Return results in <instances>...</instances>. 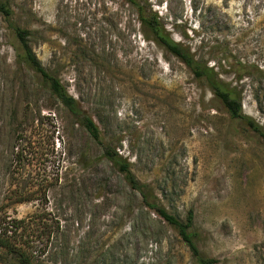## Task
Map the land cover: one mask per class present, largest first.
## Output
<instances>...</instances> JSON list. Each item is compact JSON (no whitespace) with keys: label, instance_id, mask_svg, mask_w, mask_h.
Masks as SVG:
<instances>
[{"label":"rangeland","instance_id":"374dc122","mask_svg":"<svg viewBox=\"0 0 264 264\" xmlns=\"http://www.w3.org/2000/svg\"><path fill=\"white\" fill-rule=\"evenodd\" d=\"M1 1L14 14L0 12V207L13 217H47L53 236L42 257L46 239L36 238L39 264H264V137L144 33L138 7ZM137 1L215 67L240 94L244 114L264 127V0ZM13 26L30 32L42 66L92 117L103 145L19 59ZM25 146L29 159L20 165L12 154ZM103 146L130 163L169 213L183 221L193 213L199 257ZM20 198L39 199L15 203Z\"/></svg>","mask_w":264,"mask_h":264},{"label":"trees","instance_id":"16d2710c","mask_svg":"<svg viewBox=\"0 0 264 264\" xmlns=\"http://www.w3.org/2000/svg\"><path fill=\"white\" fill-rule=\"evenodd\" d=\"M127 1L131 5L138 7L139 19L142 23L144 33L150 31L155 42L185 63L198 79H205L217 99L221 101L232 118L244 121L252 130L264 137V127L244 114L240 94L230 90L224 82L220 80L215 67L208 66L207 63L199 61L189 48H185L181 43L172 39L156 13L139 7L137 0ZM0 12L7 19L12 18L14 14L9 4L4 1L0 2ZM13 31L20 43V47L18 48L19 59L43 78L44 82L49 85L50 91L56 96L59 102L74 118L79 120L95 141L102 144L99 128L92 117L84 112L76 98L69 94L60 80L42 66L28 41L30 32L20 29L17 26H13ZM25 152L26 146L16 152L14 151L12 154L13 158L16 159L20 165L23 164L25 159H29ZM103 152L104 156L124 175L125 180L129 183L131 188L139 191L145 204L167 221L188 244L192 253L199 257L200 252L195 242V233L190 231L194 219L193 213H189L186 221L169 213L166 207L160 203L159 198L149 190V185L141 183L133 173L130 163L125 160L115 148L103 146ZM30 163L32 164V162H28L27 164ZM39 189L43 192V197L40 199L39 203L46 205L48 203V187L41 184L38 190ZM35 199L39 198H20V200L15 203H27L35 201ZM45 219L47 220V217L40 214H34L32 217L25 218L13 217L8 211L0 207V260L8 264H39L40 261L36 259V253L39 249L36 250L38 247L34 244L36 238L40 237L39 239H46L44 247L39 254V256L42 257L47 253V248L53 236V232L49 230ZM199 261L200 264H216L214 259L199 258Z\"/></svg>","mask_w":264,"mask_h":264}]
</instances>
